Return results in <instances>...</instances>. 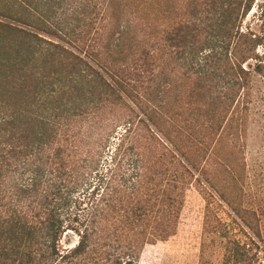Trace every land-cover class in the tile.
Listing matches in <instances>:
<instances>
[{"label":"trees","instance_id":"trees-1","mask_svg":"<svg viewBox=\"0 0 264 264\" xmlns=\"http://www.w3.org/2000/svg\"><path fill=\"white\" fill-rule=\"evenodd\" d=\"M17 1L22 13L0 16L30 29L9 26L30 51L0 57L21 73L0 72V264H139L147 245L177 235L192 186L207 200L206 233L225 240L223 264H257L252 224L213 207L232 205L210 165L226 128L207 123V103L192 110L189 98L185 122L172 103L177 68L220 93L212 107L249 86L243 64L260 41L239 23L255 0H197L203 10L162 39L157 0H106L102 29L86 23L91 0H38L37 16L33 0Z\"/></svg>","mask_w":264,"mask_h":264},{"label":"rangeland","instance_id":"rangeland-1","mask_svg":"<svg viewBox=\"0 0 264 264\" xmlns=\"http://www.w3.org/2000/svg\"><path fill=\"white\" fill-rule=\"evenodd\" d=\"M91 1V6L87 8L89 15L86 23L95 19V27L102 29L106 25L102 17L104 9H107L106 0ZM98 2L100 6L96 7ZM38 3V0L31 2L35 16L43 10L38 8ZM43 3L44 0L40 4ZM156 5L159 39H162L171 25L178 26L181 21L190 20L196 11L203 10L198 8L197 0H157ZM23 9L17 0H0V13L18 15ZM34 23L39 26L38 17H35ZM239 25L240 31L251 43L254 40L260 41L255 47V56L243 64V68L249 72V86L241 91H228L231 98L236 97L234 103L229 101L222 109V104L212 107L211 101H217L216 97L220 93L202 91L196 80L186 79L177 68L174 72L175 93L172 103L176 107L175 116L181 122L190 119L189 98L192 110L207 103L203 110L207 123L219 120L223 128H226L225 131L220 129L218 133L220 141L216 147L219 161L216 162L214 158L210 165L213 164L212 169L218 176L221 191L232 205L223 202L221 206L214 203L213 207L217 215L227 223L236 218L241 223L249 221L252 224V229L247 228V231L254 240H245L251 253H257V264H264V0H255L252 9ZM9 26L30 30L0 16V57L6 61L17 59L19 49L24 48L22 52L26 54L30 51V40ZM259 65L260 70H256ZM0 70L3 71L4 79L19 82L20 66L17 69ZM219 72L222 73V70ZM219 80L222 79L219 77ZM215 108L218 110L216 115L213 114ZM206 214L207 200L196 186H192L187 191L177 235L166 242L147 245L139 264H223L225 240L217 233H206ZM77 240V235L70 233L64 236L62 245L69 247Z\"/></svg>","mask_w":264,"mask_h":264}]
</instances>
